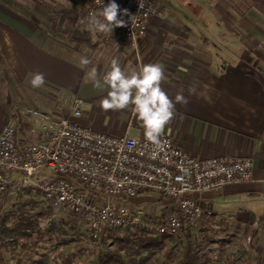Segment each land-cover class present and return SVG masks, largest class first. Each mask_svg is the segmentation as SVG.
<instances>
[{
	"label": "crops",
	"instance_id": "0c3cea01",
	"mask_svg": "<svg viewBox=\"0 0 264 264\" xmlns=\"http://www.w3.org/2000/svg\"><path fill=\"white\" fill-rule=\"evenodd\" d=\"M156 2L163 12L149 21L138 44V59L115 30H98L81 12L77 28L84 40H73L67 32L75 28L59 13L70 2L46 13L37 9L35 25L0 5V97L6 106L1 110L0 127L10 116L17 123L18 144L37 141L39 121L27 112L36 108L108 136L138 137L144 129L131 109L101 110L100 100L111 89L106 85L94 87L89 73L95 68L103 83L113 59L127 73L138 71L144 64H162L163 90L174 102L180 92L188 100L186 105L176 103V115L162 134L196 158L248 156L253 161V182L197 196L201 207L209 211L202 216L206 219L202 227L216 225L219 234L226 235L223 238L232 244L246 241L244 245L251 247V255L261 258L264 53L260 49H264V12L248 0ZM52 17L66 24L63 35L59 30L55 32L49 21ZM81 57L91 63L81 65ZM35 72L44 74V86L32 87ZM190 88H195V94L189 93ZM74 96L82 100L79 118H72L66 109ZM138 197L128 206L138 214H147L144 202L148 199ZM161 209L156 216L161 215Z\"/></svg>",
	"mask_w": 264,
	"mask_h": 264
},
{
	"label": "built area",
	"instance_id": "2783aa9c",
	"mask_svg": "<svg viewBox=\"0 0 264 264\" xmlns=\"http://www.w3.org/2000/svg\"><path fill=\"white\" fill-rule=\"evenodd\" d=\"M70 1L87 18L109 2ZM115 3L123 26L114 25L112 30L138 59V44L149 21L163 9L156 0ZM81 105V98L71 99L72 118L81 116ZM27 112L39 121L37 141L18 144L13 118L0 128V203L5 196L24 191L39 195L54 210L81 223L91 245L101 227L116 230L140 225L141 214L128 206L140 194L156 192L166 202L164 217L150 219L147 230L156 236H175L183 223L194 225L202 217L197 196L253 182V161L248 156L196 158L163 134L159 144H152L144 132L138 137H112L43 110Z\"/></svg>",
	"mask_w": 264,
	"mask_h": 264
},
{
	"label": "trees",
	"instance_id": "16d2710c",
	"mask_svg": "<svg viewBox=\"0 0 264 264\" xmlns=\"http://www.w3.org/2000/svg\"><path fill=\"white\" fill-rule=\"evenodd\" d=\"M7 1L0 0L4 5L8 4ZM248 1L252 7L264 12V0ZM80 12L75 5L59 10L65 23L75 28L74 32H67L75 41L84 40L77 28ZM34 209L38 211L33 212ZM56 211L41 196L26 191L5 196L0 203V264L4 262L3 253L15 264H27V260L28 264H77L76 258H82L80 264H264L259 258H251V247L246 248L241 242L232 244L223 238L216 225L208 224L204 228L201 223V242L193 240L194 225L184 223L175 236H156L149 232L147 224L150 219L163 218L165 211L158 216L141 214V223L136 228L111 230L101 227L94 245L89 243L84 226L68 213L45 227L37 225V220L50 219ZM80 241L88 245L70 252L69 256L58 251L59 247L65 248ZM50 242L54 247L43 250L44 244ZM39 249L42 252L35 258ZM226 250L231 252L224 256ZM177 254L179 258L174 263Z\"/></svg>",
	"mask_w": 264,
	"mask_h": 264
},
{
	"label": "clouds",
	"instance_id": "9594fccd",
	"mask_svg": "<svg viewBox=\"0 0 264 264\" xmlns=\"http://www.w3.org/2000/svg\"><path fill=\"white\" fill-rule=\"evenodd\" d=\"M99 4L101 0H96ZM142 7V3L140 5ZM119 5L115 0L103 3L99 12L90 13L88 22L103 32L112 31L113 26H123L119 20ZM126 12V10H124ZM81 65L87 66L91 61L87 57H81ZM89 78L96 88L105 85L111 90L100 100L99 107L102 111H120L131 109L142 123L144 137L152 144H159L161 134L164 132L176 115V103L186 105L187 98L182 92L177 93L175 102L161 87L165 79V69L160 63L141 65L139 70L125 72L116 59L111 61L107 73L103 77V83L97 77V71L93 68ZM32 87L39 88L45 85L46 79L43 73L35 72L30 81ZM195 88H190L189 93L195 94Z\"/></svg>",
	"mask_w": 264,
	"mask_h": 264
},
{
	"label": "rangeland",
	"instance_id": "374dc122",
	"mask_svg": "<svg viewBox=\"0 0 264 264\" xmlns=\"http://www.w3.org/2000/svg\"><path fill=\"white\" fill-rule=\"evenodd\" d=\"M66 1L69 3V5L70 6H72L73 4L71 3V1L70 0H8L7 1V5H4V4H2L1 2H0V5H1V7L2 6H4V7H6V8H10V9H12L14 12H17L18 14H20L22 17L24 16L25 18H27V20H28V22L30 23V24H33V25H35V21H36V18H37V16H36V14H35V12L37 11V9H38V12H40V10H42V12H47V11H50V10H54L55 8L57 9V8H59L60 6H64V5H66L67 3H66ZM59 5V6H58ZM66 8V7H65ZM55 9V10H56ZM82 13V12H81ZM84 14V13H83ZM42 19V18H41ZM50 20V22L51 23H53V25H54V30H55V32L57 31V30H59V35H63L62 33H63V30L66 28V24H64V23H61L60 21H58V20H56L57 18L56 17H52V18H49ZM47 20V19H46ZM45 20V21H46ZM50 22L49 23H44L45 25L47 24L48 25V27L49 26H51L50 25ZM52 30H51V28L49 29H47V32L49 33V34H51L52 32H51ZM51 32V33H50ZM63 37V36H62ZM260 52L261 53H264V49H260ZM256 60V59H255ZM15 90H17V89H15ZM3 99H2V97H0V114H2L1 113V110H3L6 106H5V104H3ZM66 109H68V111H69V108H66ZM2 116V115H1ZM10 118V116H7L6 117V120L7 119H9ZM5 120V121H6ZM3 126V125H2ZM1 128V127H0ZM139 197L140 198H147L148 200L146 201V202H144L145 203V213H147V214H151V212H152V214H153V216H156L157 214H159V210L161 209V211H166V208L164 207V205H165V201L164 200H162L161 198H160V195L158 194V193H156V192H150V193H146V194H142V195H139ZM138 197V198H139ZM147 204V205H146ZM144 205V204H143ZM147 207H149V208H147ZM203 209V208H202ZM9 210H10V208H9ZM33 212H37L38 210L37 209H34V210H32ZM208 210L207 209H203V214H204V212H207ZM149 212V213H148ZM209 212V211H208ZM65 215H66V212H63V211H60V210H57L56 211V213H55V215L54 216H52V218H50V219H40V220H37L36 222L38 223L37 225L39 226V227H45V226H47L51 221H53V220H57V219H59V218H64L65 217ZM203 216V215H202ZM152 219H155V218H152ZM204 217H201L200 219H199V221L198 222H196L195 224H194V227H195V233H194V236H193V240H195V241H199V242H201L202 240H203V238H202V228L200 227V225H201V222L202 221H205L206 219H204ZM202 226V225H201ZM226 235H223V237H225ZM241 242H243V244L246 242H244V241H241ZM237 243V242H236ZM88 245V243L87 242H84V241H80V242H77V243H74V244H71V245H68V246H66L65 248H63V247H59L58 248V251L59 252H63V255L64 256H69V253L70 252H72V251H77L78 249H80V248H82V247H84V246H87ZM219 246H221V245H219ZM54 247V243L53 242H50V243H45L44 244V246H43V250H47V249H51V248H53ZM42 252V250H38L37 251V253L35 254V258L38 256V254H40ZM231 251H229V250H226V251H224V253H223V255L225 256V254H227V253H230ZM59 254H61V253H59ZM62 255V254H61ZM223 255H221V256H223ZM52 257H54L55 255L54 254H52L51 255ZM223 256V257H224ZM2 258L4 259V262L2 263V264H15L14 263V261L13 260H11L10 259V257L6 254V253H3L2 254ZM178 258H179V254H177L176 256H175V258H174V263H176V261L178 260ZM251 258L252 259H255V258H259V257H253V256H251ZM81 259L82 258H76L75 259V262L77 263V264H80L81 263ZM260 260H262V262H264V256H262L261 258H259ZM218 261L220 260V257L217 259ZM228 262H230V260H227ZM28 260L26 261V263L28 264Z\"/></svg>",
	"mask_w": 264,
	"mask_h": 264
}]
</instances>
